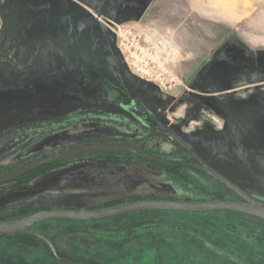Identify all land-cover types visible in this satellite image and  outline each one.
I'll return each instance as SVG.
<instances>
[{"label": "rangeland", "instance_id": "rangeland-1", "mask_svg": "<svg viewBox=\"0 0 264 264\" xmlns=\"http://www.w3.org/2000/svg\"><path fill=\"white\" fill-rule=\"evenodd\" d=\"M2 2L0 169L21 165L43 151H63L69 145L88 140L110 139L112 128L107 122L78 117L61 119L78 111L84 116L92 110L81 108L83 101L76 92L80 87L69 83L67 77L73 71L79 77L86 73L82 60L94 59L96 68L105 69L99 59L108 58L111 52L104 53L106 46H91V35L99 36L102 27L86 21L85 44L80 49L75 45L64 47L56 43L53 28H41L37 19L32 18L34 11L29 13V28H11L21 22L14 18L6 28ZM243 6L250 4L244 0ZM256 10L255 7L247 18H239L232 25H212L183 7L181 0H157L149 16L142 20L111 21L152 30L153 34L165 36L174 48L169 66L181 80L179 86L162 92L130 77V90L158 110L209 164L219 166V171L238 186L264 196V4L251 26L248 18L254 17ZM231 19L236 21L238 16ZM91 49L99 51L92 60ZM237 86L244 89L233 91ZM40 119L61 120L34 121ZM59 124L62 127L57 132ZM44 131L47 135L57 134L46 135L40 145L35 143ZM5 135L12 137L2 142ZM68 165L45 169L21 182L0 185V220L14 219L45 206L80 210L101 205L104 197L115 192L95 191L113 176L119 178L116 185H123L119 191L127 197L140 187L141 196L208 199L210 190H220V197L234 199L206 176L189 169L179 173L199 184V191L184 187L185 191L168 171L146 162L120 161L117 165L82 161ZM67 177L72 182L87 177L83 188L94 192L83 193L77 186L81 183L66 185L61 179ZM54 187L64 188L61 197H56L58 191ZM34 229L55 236L56 245L66 258L80 264H264V222L232 211H148L94 223L47 221ZM0 264L59 263L42 245L0 238Z\"/></svg>", "mask_w": 264, "mask_h": 264}, {"label": "flooded vegetation", "instance_id": "flooded-vegetation-1", "mask_svg": "<svg viewBox=\"0 0 264 264\" xmlns=\"http://www.w3.org/2000/svg\"><path fill=\"white\" fill-rule=\"evenodd\" d=\"M229 36L232 37V35H229ZM85 62L86 61H84V60L81 61L86 73L83 74L81 76L80 80L77 81V82H83V84L80 86V88H79L80 90L79 91L76 90V92L79 93L81 100L83 101L81 108L84 107L83 109H85V108L90 107L92 110L90 113H86L84 116L81 114L80 111H78V113H75L74 115H69V116L63 117L61 119L72 120L73 118L78 117L79 119L80 118H82V119L90 118V119H96V120L102 121V122H107L108 127L112 128V130L110 131V135H109L111 137H110V139L109 138L108 139H99V140H95V141L94 140L93 141L88 140V141L83 142L81 144H77V145H73V146L69 145L67 149L72 148L74 146L86 145V144H91V143H128V144L135 145L134 149L136 152L148 154L150 156L158 158L159 160H163V161H166L168 163L177 164V165L174 167L162 165L158 161H150L148 159H145V158L137 155L134 152L119 151V150H116V151H97V152H91L88 154H83V155H80L77 157L66 159V160L61 161V162H57V163H53L50 165L40 167L38 169H35V170H33L27 174H24V175L18 177L15 180L0 183V185L8 184V183L21 182V181L26 180L32 174H34V175L38 174V173L44 171L45 169H48L51 167L52 168L53 167L61 168L63 165L69 166L68 164L74 163V162L103 161L105 163H116L118 165V163L120 161H126V162H131V163L138 161V162H146L154 168H158V169H161L164 171H168L172 175V177H174V179L177 180V183H179V185H182V186H180V188L184 189L185 191H187V190L184 187H187V189H190L193 191H199L200 190L199 188H201V186H199V184H197V183L193 184V182L190 180L189 177H186L183 174L179 173L182 169L192 170L194 172L201 174L202 176H206L208 179H210L213 182V184L217 185L218 188L225 189L228 193H230L234 196V199H230L227 197H220V194H221L220 190H212V191L210 190L209 192L207 191L208 194L210 195L209 197H211L208 199H203L200 196L197 197L196 199H192V200L191 199H179V197H171V196H156V195L154 196L151 194H146L144 196H141L140 187L132 190L133 194L131 196L127 197V196H125L126 195L125 192L120 193V191H119V190L124 188V187H119V186H123V185H120V184L116 185V183H118V181H119V178L117 176H113V178H111L108 181L109 182L108 184L103 185L100 189H97V191H95V192H97L99 194H106L109 190H114L115 193L108 194L106 197H104V201L101 205L93 206V207H90L87 209L109 206V205L121 203L124 201H131V200H138V199H171V200H185V201H205V200H216V199H222V198L228 199V200H237L238 199L234 193L230 192L220 182H218L214 178L210 177L208 174H206V173H204V172H202L196 168L183 165L185 163L198 164V162L195 160V158L191 154H189L185 149H183L174 140H172L168 136L158 135L156 133L158 131V129L155 126L154 120H157L159 123L169 127L172 131H174L180 135V133H178V131L175 128H173L170 123H167L165 121V119H163L162 115H160L158 113V110L155 111L154 108L150 107L148 104H146L145 102L140 100L133 93V91L130 90L129 83H127V82L122 83L121 81H118V80L111 81L106 76H103V81L101 84L89 85V83H91V78L89 76V69L86 68L87 66H85ZM257 69L259 70L258 67L256 68V70ZM94 71H97V73H99V72L104 73V69L101 70L100 68H95ZM72 73L77 74V72H75V71L71 72V74ZM101 77H102V75H101ZM67 78H68V81L70 83L73 82V85L77 86L74 83L77 80L76 78H75V80H74V78L71 79L70 76ZM253 85L256 86V85H258V83L253 84ZM242 89H244V88L241 86H237L236 88L233 89V91H239ZM146 112L150 113L152 116L148 117L147 115H145ZM61 119H40V120H34V121H55V120L60 121ZM26 121H29V120H26ZM30 121H33V120H30ZM70 123H72V122L70 121L69 124ZM61 127H62V124H59L55 128V131L59 132ZM50 131H49V133H50ZM57 132H55L54 135L53 134L47 135L48 132L44 131L41 134V136L36 137V140L34 142L37 144L43 143L42 141L44 140L46 135L55 137ZM10 137H12V136L5 135L2 137L1 141L3 142V140L10 139ZM156 140L158 142H156ZM183 140L185 141L187 146L194 153H196L201 159H203L205 162H207L204 159L203 154L201 152H199L198 149H196L185 138H183ZM59 152H61V151H58V149L51 151V152L43 151L40 154H37V156L34 159L29 160V161H27L21 165H18V166L13 167V168L0 169V173L9 172V171L18 169V168L23 167L29 163H32L38 159H41V158H44V157H47V156H50V155H53V154H56ZM207 163L209 164V162H207ZM209 165L212 168H214L215 170H217L218 172H220L219 166L214 165L212 163ZM113 167H115V166H113ZM112 169H114V168H112ZM114 170H116L117 173H120V172H118V169H114ZM220 173L222 175H224L222 172H220ZM224 176L227 177L229 180H231L227 175H224ZM101 177H103V176H101ZM86 179H87V177H85L83 179L77 178L74 181L77 183H81V185H77V186H79L78 189L80 188L83 191V193H84V190H86V191L89 190L88 188H83L84 184H86ZM121 179H123V178H121ZM56 180H58V179H56ZM61 180H65L66 185H68V186H70L74 183L69 179V177H67L65 179L63 178ZM77 183H75L74 185H76ZM233 183L236 186H238V184L236 182H233ZM238 187H243V186H238ZM130 188L131 187L129 186L128 189H130ZM56 189L58 191L57 192L58 195L56 197H58V196L61 197L60 194L63 192L64 188H57L56 187ZM56 189H55V187L53 188V190H56ZM89 191H92V190H89ZM92 192H94V191H92ZM128 193L130 194V192H128ZM52 197H55V196H52ZM43 209H54V207L45 206V207H42L39 209H35V210H33L27 214H24L21 216H14L12 218H14V219L22 218V217L29 215L32 212H35L38 210H43ZM168 212H170V211H168ZM238 214H242V213H238ZM242 215L248 216V217H250L256 221L259 220V221L264 222L261 219H258V218H255V217H252V216H249L246 214H242ZM6 220L7 219H1L0 221H6ZM64 222L74 223V222H70V221H64ZM96 222H98V221H96ZM82 223H84V222H82ZM89 223H94V222H89ZM40 224L41 223L35 224L31 228L33 230H35L34 227H36L37 225H40ZM181 231L185 232L182 228H181ZM43 235H45V234H43ZM45 236L50 238L49 235H45ZM256 240L261 241V238L256 236ZM53 243L55 244L59 254L63 258L68 260L66 258V256L58 249V247L56 245V240L53 241ZM68 261H70V260H68ZM78 264H80V263H78Z\"/></svg>", "mask_w": 264, "mask_h": 264}, {"label": "crops", "instance_id": "crops-1", "mask_svg": "<svg viewBox=\"0 0 264 264\" xmlns=\"http://www.w3.org/2000/svg\"><path fill=\"white\" fill-rule=\"evenodd\" d=\"M243 1L181 0V3L188 11L203 17L212 25L217 23L232 25L234 22H238L239 18L240 20L247 18V15L256 7L255 16L248 18L247 22L253 26L251 22L255 21L257 14L261 11L264 0H247L248 4H250L247 7L243 6ZM156 2L157 0H4L2 4H4L7 17L6 28H9L8 23L12 22V18L16 21L21 19V22L14 26L9 25L11 28H29V13L34 11L32 18L37 19L38 24L42 25L41 28H53L56 43L64 47L75 45L80 49V46L85 44L84 37H88L85 34L86 21L98 23L102 27V31L99 36L96 33L91 35L92 49L94 46H99L100 48L106 46L107 50L104 53H111H108V58L102 59L101 56L99 59V62L105 68L104 73L94 71L96 62H94L92 56L93 54H98L99 51H92V49L89 51L93 63L86 61L85 66L89 69L91 78L89 85H99L103 81V76H106L111 81L118 80L122 83L127 82V79L130 80V77L138 78L130 74L122 57L119 55L114 34L104 24L100 23L95 15L113 21H138L149 16L151 8ZM230 3L233 4L231 9H229ZM234 15L238 16L236 21L231 19ZM228 19H231V21L229 22ZM110 35L114 36L113 39L110 38ZM68 75L71 79H77L74 82L77 86L80 87L83 84V82H77L81 78L77 74L69 73ZM71 83L73 84V82Z\"/></svg>", "mask_w": 264, "mask_h": 264}, {"label": "water", "instance_id": "water-1", "mask_svg": "<svg viewBox=\"0 0 264 264\" xmlns=\"http://www.w3.org/2000/svg\"><path fill=\"white\" fill-rule=\"evenodd\" d=\"M137 101V100H136ZM148 117L152 115L145 113ZM158 135H165L174 140L189 154H191L198 164L185 163L184 166L196 168L210 177L220 182L230 192L234 193L237 200L216 199L205 201H185L171 199H138L124 201L121 203L96 207L91 209H43L30 213L29 215L0 221V238L29 236L45 243L51 254L60 264H78L63 258L53 241L40 232L33 230L31 227L47 221H70V222H96L110 218L123 216L130 213L148 212V211H171L185 213H207L212 211H232L246 214L264 221V196L254 190L246 187H238L227 177L212 168L207 162L201 159L194 153L185 143L183 138L172 131L169 127L154 120ZM135 145L128 143H91L86 145L74 146L59 153L38 159L18 169L0 173V183L8 182L17 179L18 177L27 174L40 167L61 162L69 158L77 157L83 154H88L97 151H127L134 152L137 155L150 161H158L162 165L176 166L148 154L135 151Z\"/></svg>", "mask_w": 264, "mask_h": 264}, {"label": "built area", "instance_id": "built-area-1", "mask_svg": "<svg viewBox=\"0 0 264 264\" xmlns=\"http://www.w3.org/2000/svg\"><path fill=\"white\" fill-rule=\"evenodd\" d=\"M115 36L117 50L129 72L139 80L155 85L162 92H169L181 84V80L169 66V55L174 48L167 38L128 23H116L99 15Z\"/></svg>", "mask_w": 264, "mask_h": 264}, {"label": "trees", "instance_id": "trees-1", "mask_svg": "<svg viewBox=\"0 0 264 264\" xmlns=\"http://www.w3.org/2000/svg\"><path fill=\"white\" fill-rule=\"evenodd\" d=\"M36 173V172H35ZM34 175V174H32ZM31 175V176H32ZM57 235V233H56ZM12 238H16V239H19L27 244H32V245H42L45 249H47L48 252H50L49 248L46 246V244H44L43 242H41L40 240L38 239H35V238H32V237H29V236H16V237H8L6 239H12ZM51 240L52 241H55V236H50Z\"/></svg>", "mask_w": 264, "mask_h": 264}]
</instances>
